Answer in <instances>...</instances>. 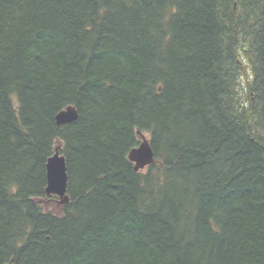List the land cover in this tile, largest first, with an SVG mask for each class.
<instances>
[{"label":"trees","instance_id":"16d2710c","mask_svg":"<svg viewBox=\"0 0 264 264\" xmlns=\"http://www.w3.org/2000/svg\"><path fill=\"white\" fill-rule=\"evenodd\" d=\"M56 146L60 214L36 201ZM9 261L264 264V0H0Z\"/></svg>","mask_w":264,"mask_h":264},{"label":"water","instance_id":"95a60500","mask_svg":"<svg viewBox=\"0 0 264 264\" xmlns=\"http://www.w3.org/2000/svg\"><path fill=\"white\" fill-rule=\"evenodd\" d=\"M77 118V112L73 106H67L60 110L55 115V123L60 126L69 122H72ZM140 138L138 146L132 148L128 153V159L133 162L134 170L142 169L145 166L150 165L153 162V152L149 145L148 139L145 135L137 132ZM67 186V173L64 156L60 154L58 146L54 148L53 154L47 159L46 162V196H57V202L59 205H65L68 201V195L66 193ZM41 203L42 200H36ZM5 264H15L13 261H9Z\"/></svg>","mask_w":264,"mask_h":264},{"label":"rangeland","instance_id":"374dc122","mask_svg":"<svg viewBox=\"0 0 264 264\" xmlns=\"http://www.w3.org/2000/svg\"><path fill=\"white\" fill-rule=\"evenodd\" d=\"M41 205L47 211H51L56 214H60L63 210V205H59L57 202H55L54 198L43 199Z\"/></svg>","mask_w":264,"mask_h":264},{"label":"bare ground","instance_id":"6f19581e","mask_svg":"<svg viewBox=\"0 0 264 264\" xmlns=\"http://www.w3.org/2000/svg\"><path fill=\"white\" fill-rule=\"evenodd\" d=\"M154 154V153H153ZM73 192V191H72ZM53 225V224H52Z\"/></svg>","mask_w":264,"mask_h":264},{"label":"flooded vegetation","instance_id":"af4514ba","mask_svg":"<svg viewBox=\"0 0 264 264\" xmlns=\"http://www.w3.org/2000/svg\"><path fill=\"white\" fill-rule=\"evenodd\" d=\"M55 202H56V200H55Z\"/></svg>","mask_w":264,"mask_h":264}]
</instances>
